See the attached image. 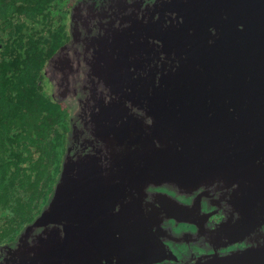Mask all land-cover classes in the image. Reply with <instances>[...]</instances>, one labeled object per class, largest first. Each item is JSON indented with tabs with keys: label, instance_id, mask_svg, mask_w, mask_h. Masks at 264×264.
<instances>
[{
	"label": "water",
	"instance_id": "1",
	"mask_svg": "<svg viewBox=\"0 0 264 264\" xmlns=\"http://www.w3.org/2000/svg\"><path fill=\"white\" fill-rule=\"evenodd\" d=\"M42 75L69 110L65 150L0 264L175 261L166 221L202 189L264 211V0H75ZM194 264H264V247Z\"/></svg>",
	"mask_w": 264,
	"mask_h": 264
},
{
	"label": "trees",
	"instance_id": "2",
	"mask_svg": "<svg viewBox=\"0 0 264 264\" xmlns=\"http://www.w3.org/2000/svg\"><path fill=\"white\" fill-rule=\"evenodd\" d=\"M72 0H0V244L47 200L60 169L68 110L42 85L67 39Z\"/></svg>",
	"mask_w": 264,
	"mask_h": 264
},
{
	"label": "flooded vegetation",
	"instance_id": "3",
	"mask_svg": "<svg viewBox=\"0 0 264 264\" xmlns=\"http://www.w3.org/2000/svg\"><path fill=\"white\" fill-rule=\"evenodd\" d=\"M74 1L75 0H72V3H69V10ZM68 14L69 11L65 16L67 34ZM65 107L67 108L66 105ZM202 191L204 192L203 195L197 200L194 199L195 193L191 192L185 196L179 197L182 199V202H180L182 205L189 206L190 215L184 214L181 217L178 215L179 217H173L166 221V223L169 224L166 229L171 236L166 243L168 245L167 250L170 251L172 255L176 256V260H166L164 257L162 262H157V264H194L200 256L214 250H216L217 254L225 256L229 254L231 250H234L235 255L249 246L255 245L259 248L264 247V211L261 210L260 205L256 203V205L260 207L258 209L253 207L252 209L254 210H252L251 207H247V203L251 201H239L234 197L233 206L230 202L225 200V198L230 197L231 189H228L226 192H222L218 189L208 193H206L204 189H202ZM174 199L180 201L177 198ZM196 203L197 208L194 210L191 205ZM239 207L246 210L249 214V217L246 218V222L238 221ZM220 222H226L231 230L229 235L226 234L225 236H221L222 238L211 233L213 231L211 229L215 227V224ZM229 240L233 241L227 243Z\"/></svg>",
	"mask_w": 264,
	"mask_h": 264
}]
</instances>
